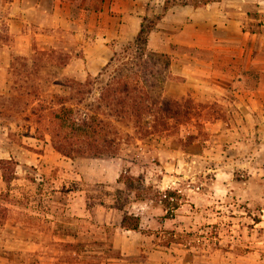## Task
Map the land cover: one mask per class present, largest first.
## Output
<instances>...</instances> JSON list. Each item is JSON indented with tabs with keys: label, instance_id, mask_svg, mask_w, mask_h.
I'll use <instances>...</instances> for the list:
<instances>
[{
	"label": "crops",
	"instance_id": "obj_1",
	"mask_svg": "<svg viewBox=\"0 0 264 264\" xmlns=\"http://www.w3.org/2000/svg\"><path fill=\"white\" fill-rule=\"evenodd\" d=\"M147 1L0 0V16H9L10 30L19 41L21 52L47 50L67 56L60 65L43 61L42 73L54 75V80L82 82L96 76L110 62L118 42L135 38ZM213 9L214 6H187L182 12L173 8L148 33L146 48L169 56V77L163 83V96L179 101L189 98L205 105L212 112V119L207 120L204 130L214 138L212 143L204 144L195 139L183 148L159 143L155 167L161 172L172 169L181 173L182 163L187 161L206 159L208 164H215L208 190L200 193L208 200L220 192L226 196L230 191L229 176L235 165L242 164L251 173L248 179L259 184L249 192L264 200V16H228L224 11L214 16ZM155 38L166 39L173 48L159 47L153 43ZM33 44L37 47L33 48ZM233 117L238 118L236 123L229 119ZM123 161L119 155L75 161L51 150L43 155L29 153L21 163L35 168L31 170L34 180L44 181L45 189L34 190L28 198L40 200L41 205H15L13 209L36 217L35 220L41 217L57 229L70 228L78 236L98 235L96 241L108 243L123 257L121 260L127 261L141 252L142 228H167L177 217L184 216L166 218L160 205L138 200L133 193L127 208L116 206V191L124 189L119 181ZM131 164L129 172L136 166ZM21 169V174H26L25 167ZM179 179V175L165 174L156 185L166 189ZM97 187L103 189L100 195L93 193ZM260 211L264 212V206ZM131 213L139 216L138 230L121 225L123 215ZM12 222L17 230L34 228L23 219ZM183 225L179 228H185ZM11 238L14 249L19 251L34 250L44 242L32 230L29 236L17 232ZM54 239L75 240L66 235ZM176 245L179 264L191 263L187 260L188 249ZM151 264L161 263L156 259Z\"/></svg>",
	"mask_w": 264,
	"mask_h": 264
},
{
	"label": "rangeland",
	"instance_id": "obj_2",
	"mask_svg": "<svg viewBox=\"0 0 264 264\" xmlns=\"http://www.w3.org/2000/svg\"><path fill=\"white\" fill-rule=\"evenodd\" d=\"M165 1H168V9L164 14L173 8L185 12L187 6H214V16H219L221 11L228 16H264V0H213L200 6L194 5L198 0H148L142 16L149 20L155 16L162 17ZM10 26L9 16H0V264H151L156 259L161 264H179L176 257L179 248L176 244L188 249L187 260H191V263L187 264H264V212L260 211L264 200L249 192L259 184L248 179L251 173L244 165L234 166L227 187L230 191L226 196L220 192L208 200L200 196V193L204 192L202 189L208 190L209 177L212 169L216 168L215 164H208L206 159L198 162L185 160L187 162L182 163L181 173L172 169H162L161 172V169L155 167L159 159V143L170 146L176 144L183 148L195 139L203 144L213 142L214 138L204 130L207 120L212 119V112L206 110L205 105L194 103L189 98L181 100L189 99L194 103L195 114L191 118L178 122L167 120L166 125L158 129L160 134L154 133L138 139L136 130L129 122L110 118L106 109L99 106V82L94 80L97 75L82 82L63 78L54 80V75L41 72L43 61L60 65L67 61V56L47 50L21 52V45ZM154 41L161 48H173V45H167L166 39L155 38ZM128 42L121 40L117 43L113 60L102 80L106 81L109 76L127 69L132 82L139 78L145 85L152 86V92L154 90V93L163 96V83L169 74L167 68L156 61V53L161 52L148 49L152 53L146 52L138 58V51L133 46L126 47ZM32 46L37 47L34 44ZM140 69L142 73L137 74ZM61 101L65 108L71 109L72 117L78 118L79 115L82 118L83 114H87L86 118L96 116L107 119L121 133L132 137L122 142L117 150V156L124 160L119 176L124 189L116 191V206L127 208L133 193L138 200L149 201L152 206L160 205L165 210L166 218L173 219L181 214L184 216L177 217L176 222L173 221L167 228H142L144 240L141 252L127 261L121 260L123 257L119 252L115 253L108 243L96 241L98 235L78 236L70 228L57 229L41 217L35 220L36 217L32 218L23 211L13 209L15 205L33 208L41 205L40 200L28 198L34 190L41 192L45 189L44 181L39 178L34 180L31 170L35 168L21 163L29 153L31 156L32 153L43 155L51 150L65 159H81L62 156L53 148V133L57 122L54 123L50 112H57ZM229 119L236 123L238 118ZM147 122L148 125L152 123L150 120ZM70 127L67 123L66 128L60 130L68 132ZM190 135L191 138L188 137ZM132 162L136 166L129 172L128 166ZM22 167L26 169L24 175L21 174ZM165 174H176L180 179L172 187L159 189L157 180ZM94 190L95 195L103 191L101 187ZM130 215L135 216L133 213ZM14 219L32 223V232L44 242L34 250L14 249L10 237L17 232L29 236L31 231L15 229L12 222ZM180 224H184L185 228L180 229ZM62 235L73 236L75 240L63 242L54 239ZM78 239L88 242L79 243Z\"/></svg>",
	"mask_w": 264,
	"mask_h": 264
},
{
	"label": "trees",
	"instance_id": "obj_3",
	"mask_svg": "<svg viewBox=\"0 0 264 264\" xmlns=\"http://www.w3.org/2000/svg\"><path fill=\"white\" fill-rule=\"evenodd\" d=\"M211 1L213 0H198L194 5L200 6ZM166 2L168 1L164 2L161 15L168 9ZM160 18L161 16H155L149 20L144 16L137 35L127 43L126 47L133 46L135 51H138V58L146 52L152 53L146 48L147 36L154 23ZM156 56V61L160 62L163 68H167L169 56L164 53H156ZM110 62L94 78L99 82L97 102L99 106L102 105L106 109L110 118L129 122L138 134L136 138L141 139L154 133L160 134L161 131L158 129L160 126L164 127L167 120L174 122L188 120L195 114L194 103L191 100L179 101L161 96L160 93H154L152 86L145 85L143 80L140 81L138 78L132 82L127 69L122 73L109 76L106 81L102 80ZM138 73L141 74L142 69L138 70ZM59 104L60 109L50 113L54 123L57 122V128L53 133V148L62 156L69 158L114 157L117 155L119 145L132 138L127 133H121L107 119L96 116L86 118L87 114H83L82 118H79V115L78 118L72 117L71 109L65 108L63 101ZM149 120L152 122L151 125H148ZM67 123L71 126L70 131L60 130L62 127L66 128ZM121 225L126 229L138 230L139 217L124 214Z\"/></svg>",
	"mask_w": 264,
	"mask_h": 264
}]
</instances>
